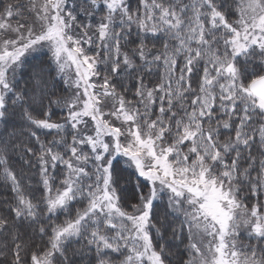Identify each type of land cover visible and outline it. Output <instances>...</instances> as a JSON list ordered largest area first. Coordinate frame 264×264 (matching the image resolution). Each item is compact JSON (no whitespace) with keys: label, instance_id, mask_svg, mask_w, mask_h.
Masks as SVG:
<instances>
[{"label":"snow or ice","instance_id":"obj_1","mask_svg":"<svg viewBox=\"0 0 264 264\" xmlns=\"http://www.w3.org/2000/svg\"><path fill=\"white\" fill-rule=\"evenodd\" d=\"M0 264H264V0H0Z\"/></svg>","mask_w":264,"mask_h":264},{"label":"rangeland","instance_id":"obj_2","mask_svg":"<svg viewBox=\"0 0 264 264\" xmlns=\"http://www.w3.org/2000/svg\"><path fill=\"white\" fill-rule=\"evenodd\" d=\"M242 59V58H241ZM161 71H162V69H161ZM157 75H159V72H157ZM59 87H63V85H62V83L60 84V85H58ZM54 118H58V117H54ZM51 137H49V139H50ZM241 238L242 239H246V234L243 232V229L241 230ZM188 259V256H186L185 257V260H187Z\"/></svg>","mask_w":264,"mask_h":264},{"label":"trees","instance_id":"obj_3","mask_svg":"<svg viewBox=\"0 0 264 264\" xmlns=\"http://www.w3.org/2000/svg\"><path fill=\"white\" fill-rule=\"evenodd\" d=\"M19 132V129L17 130ZM8 195H11V193H8ZM30 231V230H29ZM180 252H184V247L181 246V248L179 249ZM187 256V254L185 253V257Z\"/></svg>","mask_w":264,"mask_h":264}]
</instances>
